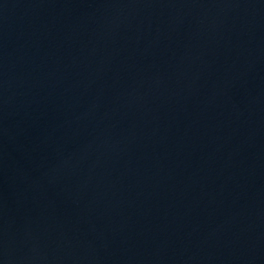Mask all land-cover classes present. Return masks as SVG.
<instances>
[{
    "label": "water",
    "instance_id": "1",
    "mask_svg": "<svg viewBox=\"0 0 264 264\" xmlns=\"http://www.w3.org/2000/svg\"><path fill=\"white\" fill-rule=\"evenodd\" d=\"M0 264H264V0H0Z\"/></svg>",
    "mask_w": 264,
    "mask_h": 264
}]
</instances>
